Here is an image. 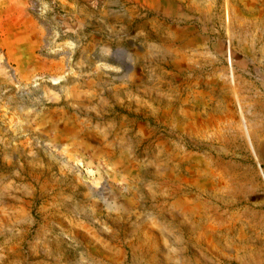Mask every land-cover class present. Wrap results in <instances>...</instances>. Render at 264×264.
<instances>
[{"label":"rangeland","instance_id":"rangeland-1","mask_svg":"<svg viewBox=\"0 0 264 264\" xmlns=\"http://www.w3.org/2000/svg\"><path fill=\"white\" fill-rule=\"evenodd\" d=\"M0 264H264V0H0Z\"/></svg>","mask_w":264,"mask_h":264},{"label":"bare ground","instance_id":"bare-ground-1","mask_svg":"<svg viewBox=\"0 0 264 264\" xmlns=\"http://www.w3.org/2000/svg\"><path fill=\"white\" fill-rule=\"evenodd\" d=\"M219 164V163H218ZM221 165V164H220ZM219 166V165H218ZM222 166V165H221ZM220 166V167H221ZM216 171V170H215ZM207 173V172H206ZM220 175V174H219ZM211 178V177H210ZM217 178V177H216ZM212 179H213V177H212ZM222 179V178H221ZM216 182V181H215ZM166 221H167V219H166ZM173 222H175V220H171V223H173ZM190 231L194 234V228L193 229H190Z\"/></svg>","mask_w":264,"mask_h":264}]
</instances>
